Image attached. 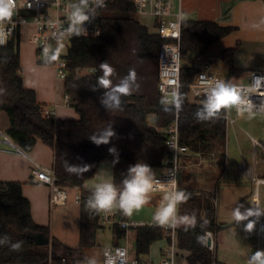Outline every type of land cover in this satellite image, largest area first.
I'll list each match as a JSON object with an SVG mask.
<instances>
[{
  "label": "trees",
  "instance_id": "obj_1",
  "mask_svg": "<svg viewBox=\"0 0 264 264\" xmlns=\"http://www.w3.org/2000/svg\"><path fill=\"white\" fill-rule=\"evenodd\" d=\"M106 7L99 8L100 34L96 38L75 37L69 41L65 55L68 79L63 82L70 97V105L79 116L77 121H61L46 116L47 108L37 102L35 92L26 88L21 78L20 55L15 53L13 41L0 48V111L8 116L6 134L25 152H30L36 140L55 153L54 173L62 184L80 190L79 246L70 249L51 239L47 227L36 225L31 216L30 202L22 195L17 182H0V264L45 263L50 255L53 262L65 258L69 262L85 264L86 252L96 244V234L102 227L101 212L87 206L94 189L84 182L95 175L101 163L112 165V183L122 189L127 169L137 162L147 163L155 171L165 167L168 156L166 134L177 117L180 143L194 155L209 156L217 146H224L226 125L223 109L218 119L199 121L195 112L202 103L192 99L186 84L192 81L196 69L182 64L179 94L183 98L182 109L177 112L173 104H161L158 90V48L162 39L151 34L133 14L130 0H106ZM235 29L220 26L214 21L182 22L180 51L184 57L206 56L210 46ZM235 48H226L219 54L228 75L239 74L232 63ZM48 64L47 62H44ZM113 67L116 76L113 84L135 69L140 88L133 95L122 97L123 110H105L99 102L103 89L97 87L98 77L103 75L100 64ZM94 68L95 73L75 79L76 69ZM97 87L96 91L92 89ZM167 107L168 112L163 109ZM153 116L155 124L148 122ZM115 136L109 144H94L89 137L99 133L108 123ZM116 152L110 154L109 148ZM115 162L114 161H117ZM87 167L88 170H83ZM197 195H201L198 197ZM117 214L125 217L117 207ZM178 215H195V228L181 224L177 227V244L189 254L187 264H216V255L206 247L205 233H217L226 225L218 223L212 196L191 194L186 203L178 206ZM205 221L207 223L205 224ZM124 230L114 226L115 246L124 239ZM131 254L141 258L149 254L150 246L165 239L163 227L157 222L152 226L135 228ZM42 235L51 247L36 244L35 237ZM201 237L202 239H198ZM19 243V248L12 245Z\"/></svg>",
  "mask_w": 264,
  "mask_h": 264
},
{
  "label": "crops",
  "instance_id": "obj_2",
  "mask_svg": "<svg viewBox=\"0 0 264 264\" xmlns=\"http://www.w3.org/2000/svg\"><path fill=\"white\" fill-rule=\"evenodd\" d=\"M181 10L183 20L214 21L220 26H229L235 29L228 36L214 42V44L209 47L207 53L214 48L216 54L219 55L222 50L234 47L235 54L232 63L235 69L240 73V75L236 77L237 81L246 82L247 77L245 72L247 71L264 70V0H183ZM26 27L31 29V26ZM28 59L33 60L30 56H28ZM40 70L41 71H38L39 77L36 78L35 76H38L36 74L33 77L38 81V86L35 88L37 102L46 107L56 105L57 120L77 121L79 116L75 109L71 105H63V95L65 94L63 81H56L55 77L48 81L44 77L45 71H43V69ZM21 73L22 77L24 76L26 80L31 78L28 74H23V70ZM259 119L264 120V116L246 113L237 119L235 124L227 127L225 140V177H221L217 187L214 184L216 175L213 174L211 178L210 174H208L211 169L210 166L207 165V161L205 164L203 161L204 159L201 158L200 164L197 163L195 165L192 159L200 155L190 153L188 157L187 155L183 156L180 171L181 178H186L184 179L186 180V185H182L183 187H181L180 190H185L190 194H206L212 197L213 195H219V207H216V212H219V215L228 205H232L231 208L235 210L234 203L239 204V199L242 195H248L246 201L248 200L250 204L252 190L257 187L254 184V180L257 181L258 176L264 174V151L259 146H255L254 148L251 143V139H253L264 145V141L257 140L260 135L259 125L261 126L262 123L258 121ZM7 128L8 124L5 128H0V133L10 139V142L4 141L0 135V182L20 183L22 186V195L30 202L31 216L34 223L39 226L47 227L51 239L57 240L67 248L76 249L79 246L80 203L75 202V195L78 193L79 188L75 186L67 188L68 199L65 205L51 204L49 202V188L32 179V170L35 163L44 168L54 169V151L44 145L40 140H36L32 150L30 152H25L6 134ZM257 131H259V134H257ZM231 137L233 138L232 140H230ZM228 142L229 144L232 143V147L237 150V154L235 158H232L231 163L228 157ZM213 155L214 154L211 156ZM228 165L231 167V171H235V175H232L230 178H228L230 174L228 173ZM195 166H201V168L206 169L200 172V169L195 168V170H199L198 174L195 176L193 172L191 173ZM204 170H208V172L206 173ZM158 172L159 171L155 173ZM262 177L264 176L260 175V180ZM241 181H243L242 185L246 184L244 187L237 184V182ZM105 182H112V165L110 163H101L97 167L95 175L84 182V186L95 190L98 184ZM262 186H264V183L258 185L256 192L259 189L261 190ZM164 195L165 193L160 194L159 197L161 196L163 198ZM258 197L259 193L257 198ZM148 204L153 205L151 206L154 207L153 213H156L155 210L160 206L158 201H150ZM111 211L117 212V207H114ZM216 216L218 218V215ZM125 217L133 222L147 224L144 220L140 219V215L138 214L125 215ZM155 222L156 219L154 215L149 224ZM104 227L105 225H102L101 230L104 229ZM110 228L112 229L111 232H113L114 226H110ZM225 229L227 228L223 230ZM223 230H221V232ZM131 233L133 234V231H129L128 235H131ZM215 236L218 248L220 242L219 236H221L220 232L216 233ZM99 237V232H97L96 247L99 246ZM159 241H163L165 244L160 246L156 253H154L151 249L154 243ZM159 241L154 242L150 246L149 254L142 256L140 259L150 264H158L163 258V251L167 244L166 239ZM117 243L120 245L119 241ZM111 245H115L114 240ZM111 245L105 248H109ZM105 248H103V250ZM131 251L132 250H130V252ZM178 251L180 257L178 256L176 259V264H179V261L182 264H187L186 257L189 253L180 249H178ZM93 253V251L88 249L86 256L88 259H94L97 264L98 260L95 259ZM219 260L220 262L228 261L227 257L222 256V254Z\"/></svg>",
  "mask_w": 264,
  "mask_h": 264
},
{
  "label": "built area",
  "instance_id": "obj_3",
  "mask_svg": "<svg viewBox=\"0 0 264 264\" xmlns=\"http://www.w3.org/2000/svg\"><path fill=\"white\" fill-rule=\"evenodd\" d=\"M106 1V0H105ZM133 6V14L135 17H149L153 20V27L156 29L162 42L158 48V90L160 93V101L163 99L164 104H170L174 98L176 91L183 84L180 82V70L182 66V53L180 51V38L183 16L181 5L183 0H130ZM80 0H23V7H19V0H15V8L11 20L5 22L4 29L7 32L11 30V35L8 37L6 47L10 41H13L15 53H19L20 44L19 36L21 31L26 26H31L33 29L30 42L34 46L37 55L54 68V75L56 81H65L68 79L67 64L65 56L60 52V47L64 42H69L75 37L83 38H96L100 34V16L98 9L92 13L89 8V14L95 15L90 23H86L87 34L74 35L67 31L69 29L71 19L70 11L73 4H79ZM91 3V0H89ZM56 56V59L53 57ZM192 66L195 67L196 73L191 82L186 84L189 89L191 97L195 101H202L206 98L208 92L207 80H224L241 89V95L251 103V107L243 106L242 112H237L235 107L230 109H223V119L228 126L236 123L237 119L246 113H254L264 116V70L247 71L246 82L237 81L236 77L240 75L234 74L225 76L221 74L219 63L209 59L206 56L195 57L192 59ZM94 68L76 69L74 78H80L86 74L95 73ZM21 73V72H20ZM63 105H70V97L65 92L63 95ZM57 106L47 107L44 110L46 116L56 118ZM4 141L10 142V139L1 134ZM255 142V146H259ZM166 149L168 156L165 159V167L156 173V177L162 182H166L172 178L177 181L176 189L178 188V177L181 170V160L185 155H190L187 146L180 143L177 117L174 123L169 127L166 134ZM261 147V146H260ZM262 150L264 151V147ZM147 164V163H145ZM149 165V164H147ZM32 179L40 184L46 185L50 190V203L65 205L68 199L67 186L62 184L55 176L54 170L51 168H44L38 164H34L32 170ZM264 183V180L254 181L255 185ZM171 189V185L168 186ZM164 191H156L151 194L150 201L159 202L161 204ZM258 191L253 192V205L252 208H259L256 197ZM80 191L75 195V202H80ZM157 198V199H155ZM157 209L155 210V212ZM101 222L104 225L117 226L124 230V239L128 238L129 231L138 227L147 226L144 223L133 222L128 220L127 217H120L116 211L101 212ZM254 219V218H251ZM102 223V224H103ZM153 225V224H152ZM151 225V226H152ZM157 225L163 227L167 235V244L163 251V258L158 264H176L178 244H177V227L172 228L167 225ZM150 227V226H149ZM256 242L253 245L255 251L248 253L246 261L253 257L256 251H264V216H261L255 225ZM209 231L205 233L206 245L208 249L214 250V242ZM102 264H150L149 262L142 261L133 256L127 245H114L105 248L102 251ZM19 264H32V263H19ZM34 264H72L67 262L65 258H61L60 262L55 263L52 261L50 255L45 263ZM215 264V263H214Z\"/></svg>",
  "mask_w": 264,
  "mask_h": 264
},
{
  "label": "clouds",
  "instance_id": "obj_4",
  "mask_svg": "<svg viewBox=\"0 0 264 264\" xmlns=\"http://www.w3.org/2000/svg\"><path fill=\"white\" fill-rule=\"evenodd\" d=\"M105 0H80L79 4H73L70 11L71 23L67 31L74 35L87 34L84 25L95 19V15L89 14V8L92 13L96 9L106 7ZM15 8V0H0V45H6L11 30L7 32L4 29L5 22L11 20L13 10ZM57 57L54 56L53 59ZM103 75L97 79V87L103 89V95L99 102L105 110L116 111L123 110L122 97L133 95L140 88L137 83L138 77L135 69H129L128 74L119 79V82L113 84L111 77L116 76L113 67L106 63L100 64ZM208 92L206 98L202 101V107L195 112V117L199 121H210L219 118L222 109H230L235 107L237 112L243 111V106L251 107V103L241 95V89L224 80H207ZM97 87L92 90L96 91ZM3 89H0L2 92ZM165 101L162 99L161 104ZM174 105L177 112L181 111L183 98L176 91L174 98L170 101ZM165 112L169 109L164 107ZM115 132L111 129V122L108 123L99 133H94L89 139L99 145L109 144L111 138L115 136ZM109 153L116 152V149L109 148ZM118 162L117 161H114ZM87 171L88 168L84 167ZM123 188L119 189L112 182L98 184L95 190L87 200V206L97 212H110L114 207H118L124 214L131 215L133 211H138L150 202L151 194L156 191H164L162 202L155 213V219L162 226L167 225L175 228L181 224L195 228L197 225L195 215L188 216L178 215V206L186 203L191 194L185 190L176 189L177 181L172 178L166 182H162L156 177L155 171L147 164L137 162L135 165L127 169L125 178L122 181ZM171 185V189L168 187ZM243 205H239L233 212L235 219L240 221L247 220L245 231L251 232L261 216H264V210L260 208H248L241 212ZM254 218V219H250ZM207 221H205V224ZM210 235V233H209ZM198 239H202L198 237ZM8 237L0 239V244L7 243ZM20 244H13V248H19ZM85 264H96L94 259H88ZM249 264H264V251H256Z\"/></svg>",
  "mask_w": 264,
  "mask_h": 264
},
{
  "label": "rangeland",
  "instance_id": "obj_5",
  "mask_svg": "<svg viewBox=\"0 0 264 264\" xmlns=\"http://www.w3.org/2000/svg\"><path fill=\"white\" fill-rule=\"evenodd\" d=\"M19 7L20 8L23 7V0H19ZM135 18L137 19V21L141 25H143L149 31V33L156 34V29L153 27V20L151 18L141 17V16L135 17ZM32 31H33L32 28L30 29L28 27H24L21 31V34H20L18 40H19V44H20V69L23 70V74H25V75L28 74L32 79L30 78V79L26 80L24 78V76L22 77V74H20V75H21V78L23 80V84L25 85V87L30 89V90H33L35 92L36 91L35 88H37V86H38V81L35 80V78H33V77L35 76V74L36 75L39 74L38 71H41L40 69H43V71H45L44 77L48 81H50V79H52V78L54 79L55 75H54V68L51 65L43 62V59L37 55L34 46L31 44L30 37H31ZM68 46H69V42H64L63 45H61L60 52L63 56L66 55ZM28 56H30V58L32 57L33 60H29ZM207 57L209 59H212V60L216 61L217 63H219L220 69H221V74H224L225 76H230L227 74V69L222 64V62L219 58V55L216 54V52L214 51V48L211 49L207 53ZM192 59L193 58H191V57H184L182 64L185 66L192 65V62H191ZM22 70H21V72H22ZM35 77L38 78L39 75L35 76ZM47 85H49V84H47ZM7 118H8V116H7L6 112L0 111V128L6 127V125L8 124ZM258 121L262 122V123H261V126L259 125L260 135H259L257 140L264 141V138H263L264 137V120L259 119ZM148 122L151 125H154L155 124L154 117L149 116ZM226 131H227V129H226ZM257 134H259V131H257ZM232 139L233 138L231 137L230 140H232ZM255 142H256V140L251 139V143H252L254 148H255ZM257 143H259V142H257ZM258 145H259V147L260 146L264 147V145H262L261 143H259ZM261 149H263V148H261ZM189 153H191V152L189 151ZM236 154H237V150L232 147V143L229 144V142H228V157H229L230 163L232 162V158H235ZM201 158L204 159L203 161L205 164L207 161V165L210 166L211 170L208 173V174H210V177L212 178L213 174L216 175V180H215L214 184L217 187L218 184L220 183L221 177L222 176L225 177V173H224V167H225V163H226L225 144H224V146H220V145L217 146V149L214 152L213 156H211V155H209V156L200 155L196 158L194 157V159H192V160L196 165L197 163L200 164ZM182 161H183V159L181 160V162ZM263 163H264V159H263ZM228 167H229V165H228ZM195 168L200 169V172H202L203 169H206V168H201V166H198V167L195 166L191 171V173L193 172L195 174V176L198 174V171H199V170H195ZM212 168H214V169H212ZM204 171H206V173L208 172V170H204ZM230 171H231V167H229L228 173H230V174H229L228 178H230L232 175H235V171H231V172ZM108 174H109V172H108ZM200 175H202V174H200ZM260 175L264 176V174H260ZM260 175L258 176V180L259 181L264 180V177H262L260 180ZM178 178H179L178 179V188L180 190L181 187H183L182 185H186V180H184L186 178H184V179L181 178V171L179 172ZM211 178H209V179H211ZM242 183H243V181L237 182V184L239 186L244 187L246 184L242 185ZM258 185H260V184H258ZM258 185H257V189H258ZM261 185H263V184H261ZM262 187H261V190L260 189L258 190L259 191L258 192L259 197L257 198V201H258L257 204H258V207L260 209L264 210V186H262ZM248 191H249V189H248ZM253 192H254V190H252V194L250 197V204H249L248 200L246 201L248 195H246V196L242 195L239 199L240 200L239 204L234 203L235 208H237L239 205H243V207L240 209L241 212H244L245 209L252 208ZM194 194H196V193H194ZM248 194H249V192H248ZM197 196L200 197L201 195H197ZM218 196L213 195V197H212L213 203L215 205V215H218V218L216 216V219H217L218 223L226 225L225 228H227V229H225V230L222 229L223 230L222 232L219 231L221 236H219L220 242H219L218 248H217V244H216V236H215L216 233L210 232L211 236L213 238L214 246H215L214 250H211V251H212V254L214 256L216 255V258H217L216 264H248L246 261V257L248 255V253L251 251L252 252L255 251V247H253V245L256 242L255 228L251 232L245 231V225L248 223V221L238 222L233 215L234 210L231 208L232 205H228V207L226 209H224V211L219 215V212L218 213L216 212V207H219ZM49 200H50V193H49ZM217 204H218V206H217ZM151 206H153V205L147 204L144 207H142L141 209H139L138 211H133L132 214L140 215V219L144 220L145 223H147L145 225H147V226H151L152 224L154 225V223L149 224V222L152 221V218L155 215V213H153L154 207H151ZM103 225H104V223H103ZM110 226L111 225L106 224L104 229H102V230L100 229L98 231L99 236H100L99 237V243H98L99 246L96 247V245H97V243H96L95 246L93 247L95 249H93V248L90 249V251L94 252L93 255H95V259L98 260L97 264H102L101 254H102L103 248H105L108 245H111L112 241L114 240L113 232H111L112 229L110 228ZM132 231H134V230H132ZM133 235H134V233L133 234L131 233V235L130 234L127 235L128 236L127 239H122V240L120 239L119 244L120 245H127V248L129 250H133L132 249L133 244H134L133 243ZM165 237H166L165 239L168 241L166 234H165ZM176 238H177V235H176ZM205 240H206V238H205ZM50 242H51V240H49L48 244H47V246L49 248L51 247ZM164 244L165 243L163 241L156 242V243H154L151 250L154 251V253H156L158 248L160 246H163ZM100 247H101V249H100ZM206 247H207V245H206ZM177 254H178L177 258H178V256L180 257L179 251H177ZM221 254H222V256L227 257L228 261L220 262L219 258L221 256ZM142 261H144V260H142ZM179 264H182V263L179 261Z\"/></svg>",
  "mask_w": 264,
  "mask_h": 264
},
{
  "label": "water",
  "instance_id": "obj_6",
  "mask_svg": "<svg viewBox=\"0 0 264 264\" xmlns=\"http://www.w3.org/2000/svg\"><path fill=\"white\" fill-rule=\"evenodd\" d=\"M35 241H36V244L39 245V246L47 245L48 244V240L45 239L42 235L36 236L35 237ZM72 264H79V263L73 261Z\"/></svg>",
  "mask_w": 264,
  "mask_h": 264
},
{
  "label": "bare ground",
  "instance_id": "obj_7",
  "mask_svg": "<svg viewBox=\"0 0 264 264\" xmlns=\"http://www.w3.org/2000/svg\"><path fill=\"white\" fill-rule=\"evenodd\" d=\"M255 186H257V185H255ZM256 189H257V187H256ZM256 189H254V191H256ZM256 199H257V197H256Z\"/></svg>",
  "mask_w": 264,
  "mask_h": 264
}]
</instances>
